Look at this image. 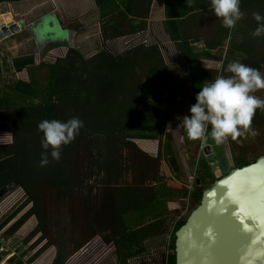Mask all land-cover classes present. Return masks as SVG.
Returning a JSON list of instances; mask_svg holds the SVG:
<instances>
[{
  "label": "crops",
  "instance_id": "1",
  "mask_svg": "<svg viewBox=\"0 0 264 264\" xmlns=\"http://www.w3.org/2000/svg\"><path fill=\"white\" fill-rule=\"evenodd\" d=\"M29 1L33 3V7L36 6L39 8L38 4H41V8L42 5H45L43 11L39 12V14L36 13V16L38 17L36 19L33 8L27 11L26 16L22 15L21 11L18 12V10H16L21 9L22 5H27ZM53 2L55 4L54 7ZM56 5L58 8L57 10H54ZM188 6H193L194 9L190 12H186ZM168 8L169 10L172 9V11H181V13L177 15L178 17L172 18L167 13ZM247 9L252 11L255 10L254 5L246 7L245 11ZM240 10L244 13V10ZM184 13L186 14L184 15ZM3 15L8 16L9 19L6 21L3 20L0 25L14 22V24L18 23L20 28L14 33H11L8 37H4V39L0 40V101L6 102L5 104H0V134L3 135L2 141L4 142V144H0V191L4 188L10 187L9 190L6 191L7 194H23V196L26 197L25 185L17 181V171L22 165L19 161L22 152L27 153L25 156L26 172L31 169L33 163L31 135H33V133L38 135V133L35 132L38 131L35 130L38 122L34 114L31 116V113H24L20 116L18 108L22 107V110H29L37 104L36 98L31 96L28 97L29 90L26 85L31 81L30 72L32 69L43 65V74L37 79V81L39 87L42 88L44 85L49 87V80L44 77L47 78V76L51 75L49 69H51L57 60H66L70 49L77 51L83 60H88L95 56L98 58L99 55H104V53L110 55V53L105 50L109 40L132 34H137L136 36H138L139 33L141 36L146 34V32L153 34L152 26L155 27V25L149 26L150 23H156V25H159L162 35L165 37L162 45H145L146 49L148 46H155L158 48L166 69L169 72V76L167 75L161 83L157 84L162 86L164 95H160L156 92L158 86L156 87V84L145 78L141 66L140 68H137V72L134 70L132 71L131 65L133 63V56H130L131 62H129L130 67L128 68V73L126 68L117 69L114 72L115 74H118L120 79L124 78V87L134 89L132 93H129L130 98L135 96L134 91L136 97H138L143 89H155V96L152 95L147 100V92L144 91L143 96L136 99L134 103H126V108H129V110L136 108L146 109L149 108L148 104L155 103L154 100L156 97H167V99L169 97L171 98L173 105L171 108H168L167 105H163V110L167 112L165 113V117L168 122L169 119H179L181 125L179 130L171 129L172 135L170 132L167 133L166 130L160 139L158 137L154 139H125L128 142L134 143L136 149L139 148L142 150V147L144 146L145 149L142 150L144 153L154 154L155 159L162 160L161 164L166 170V173H164L165 177L172 175L179 177L176 178L177 185L166 184L164 181H157L154 183L155 186L165 184L169 189L179 190L177 193L179 194L178 198H173V200L169 199L165 203L166 214L169 215V212L173 209L178 210V214L174 219L180 217V213L184 211L187 204L188 207L192 205V200L190 198L192 192H190V188L185 185L186 181L183 182L182 179L183 169L186 168V165L189 164L194 167L191 177L189 178V181L191 180L192 182L193 191H196L197 188L200 187V183L201 187L199 189L202 190L211 186V180L204 177L207 166L210 170L209 165L206 164V162L205 164L201 163V157L197 156V152L196 154L191 153L196 147L199 148V145L201 146L202 141L208 138V134L211 131L206 132L205 135L198 140H192L189 138L186 129L182 126V118L190 115V107L196 103L195 97L199 90L202 89L204 85L214 82L217 76H224L223 69H213V71L212 69L205 67L203 64L205 60H209L210 58L213 59V57L214 59L216 58L217 60H220V63L227 62L222 57L225 56V52L223 53L220 47L224 44V41H229L231 39L230 29H227L223 25L221 18H215L216 15L212 9L211 0H13L0 2V17ZM28 16H30V18L33 17L34 20L32 18V20L26 21ZM245 17V20L248 23V15ZM217 21V29L212 32L210 28L212 34L209 36H190V29L195 31L197 29L195 27H198L200 24L211 25L212 22ZM96 22L98 28L90 30L89 26ZM59 26L61 28H59ZM42 27L50 28V31H45L41 29ZM88 35H90L89 40L86 42V36ZM238 36L240 35H236V37ZM214 39L215 41H213ZM186 41L190 42L191 47L189 46L190 48L187 49H191L193 52L194 61L196 60L198 63V69L191 68L188 64L191 61H189L184 54ZM196 41H200L203 44L200 49L194 48L193 45H195ZM167 42L170 44L172 43L171 45L174 46L175 57L173 56L172 49L166 47ZM100 45L102 46V49L96 51ZM145 47L141 48L139 46L138 50L144 52ZM59 48L66 50L65 56L63 55L62 57L61 55L56 54L54 49L57 50ZM218 52L221 53L220 56L214 55ZM234 53L235 51H233V54ZM236 53L239 52L236 51ZM136 55L140 56L139 53H136ZM239 55L241 54L239 53ZM47 57H49L48 60ZM114 57L118 58L116 56ZM120 57L125 58L126 56L121 55ZM176 58L182 61L181 64L185 72L179 70L177 67L175 69L174 66L169 65L170 59ZM95 60L97 61V59ZM99 62L92 63V68L93 70L97 69V71L101 72L100 76H103L107 73V69L103 66L99 68ZM227 65L224 67L225 69H227ZM67 66L68 63L65 64V62H63L61 71L58 74L66 75L68 73ZM7 75L14 76L9 78L10 76ZM109 75L106 77L107 79H110ZM136 75H140L142 80H138ZM183 75L188 80V87L190 88L191 93L186 108H184V102L187 97H185L181 80ZM19 83L23 85L22 91L16 90ZM175 106L176 112L179 113L176 118H173L172 113L175 111ZM40 134L42 133L39 132V135ZM39 135L38 137L40 138L41 136ZM119 136H125V133L121 132ZM24 138L27 140L25 143L26 145L24 150L21 153H18V151H21V148H23L21 143ZM165 138L167 142L164 141ZM172 139L181 140L182 149H177L179 150L178 153H176L175 148L169 144V141H172ZM5 150H8V153L5 154L6 156L1 155ZM190 155H194L195 158L193 161L190 159ZM188 185L190 186V183H188ZM4 193L0 199L4 197ZM170 200L177 202L169 203L168 201ZM8 229L9 225L7 224L2 228V233L5 237L12 238L10 252L14 254L15 259L17 255V244L19 243L20 247H23L28 246L29 243L23 244L20 241V238L17 237L16 231L12 230L13 232H8ZM152 238L158 239L156 236ZM141 244L145 248L143 249L140 245L138 247L132 246L129 251L131 254L130 256L132 257H128L127 260L139 257L141 261L143 256L152 253L156 254L158 252H152L150 249L153 246L146 243V240H143ZM112 246L115 248L113 244ZM96 248L97 242H92L90 246L88 245V249L96 250ZM114 257H116L115 250ZM86 258L93 259L91 255L86 256ZM149 258L156 264H159L155 259H152L151 257ZM73 261L74 259L66 260L64 264H74ZM141 262L144 261L142 260ZM120 264L123 263L120 262Z\"/></svg>",
  "mask_w": 264,
  "mask_h": 264
},
{
  "label": "trees",
  "instance_id": "2",
  "mask_svg": "<svg viewBox=\"0 0 264 264\" xmlns=\"http://www.w3.org/2000/svg\"><path fill=\"white\" fill-rule=\"evenodd\" d=\"M2 1L13 0H0V2ZM252 5L253 0L249 2L242 0L240 2V9L245 11L246 7ZM193 9V6H188L186 12H190ZM167 13L173 18L178 17L177 15L181 11H172V9L169 10L168 8ZM229 31L231 32V30ZM239 31L236 28L235 32L234 28L232 33L233 35L234 33L237 35L240 33ZM185 43L186 49L184 54L191 61L188 64L191 68L198 69V63L196 60L194 61L193 52L191 49H187L191 47L190 42L186 41ZM137 50L132 52L128 51L126 53L128 56L125 58H115L112 54L109 55L102 52L104 55H99L98 58L95 56L91 59L83 60L77 51L70 49L66 60H57L51 69H49L51 75L47 76V78L44 77L49 80V87L43 86L42 84L43 87L41 88L37 81L43 74V65L32 69L30 72L31 81L26 85L29 90L28 97L36 98L37 104L29 110H22V107L18 108L20 116L24 113H31V116L34 114L38 124L43 120L67 122L72 118H78L83 122V127L79 130V133L72 142V149L74 148L73 153H81L93 158V161L90 163V168L93 170L97 186L102 185L104 182L107 185L115 186L114 193L103 202L104 212L99 214L98 217L97 215L93 217L90 214L87 218H91L92 222L99 226L93 231V234L96 233V235L102 236L106 241H114L116 246L115 254L123 264H127V258L132 257L129 253L132 246H142L141 243L143 240L164 235L168 231L170 222H167L168 214L165 213V203L169 199L179 197V194H177L179 190L169 189L165 184H160L152 188L145 187L144 189L133 185L123 187L121 184L122 176L125 172L121 145L124 142L125 144L128 143L126 141L127 138L154 139L158 137L160 139L166 131L167 123L165 117V113L167 112L163 110V105H167L168 108H171L173 105L169 97L168 99L167 97H156L154 100L155 103L148 104L149 108L130 110L126 108V103H134L136 99L143 96L144 91L147 92V100L150 96H155V89L152 88L149 90H141L138 97H136L134 91L135 96L132 98L129 97V93H132L134 89L124 87V78L120 79L114 71L126 68L128 73V68L130 67L129 62H131L130 56H133L132 71L137 72V68L141 66L145 78L149 79L152 83L157 85L167 75L169 76V72L157 47L148 46L147 49L145 47L144 52L139 50L137 52ZM136 53H139L140 56H137ZM255 61L253 58L252 63H255ZM259 61H256L254 65H257ZM63 62L65 64L68 63V73L66 75L58 74L61 71ZM98 62L100 63L99 68L103 66L107 69V73L103 76H100L101 72L97 71V69L93 70L92 68V63ZM108 75L110 79L106 78ZM22 89L23 85L19 83L16 90L22 91ZM21 96L25 97L24 95ZM5 103V101H0V104ZM69 109H72V111L68 112ZM37 126L35 130H37ZM253 126H264V109L256 110L252 121ZM209 131H211V126H209L207 132ZM35 132L39 135V131ZM121 132H124L126 137H120L119 134ZM39 136L41 137L36 141L35 145L41 147L43 133ZM26 142L27 140L25 138L22 139L21 144L23 150ZM48 150L52 151L51 149ZM62 152H60V155ZM6 153H8V150L3 151L1 155L6 156ZM18 153H21V151H18ZM73 153L68 157L69 159H64L60 161L61 163H57L61 167L60 171H50L46 175V183L48 186L56 187L57 195L71 197L76 191L86 188L88 179L84 178L83 181L72 168H68L73 161L71 159ZM26 155L27 153L22 152V158H25ZM133 158L134 161L131 166L133 174L143 172L144 168L141 167L142 160L136 155ZM19 161L22 165L17 171L18 175L16 174L17 181L25 185L26 197L22 199V202L11 216H7L8 218L1 222L0 228L6 224L10 217L13 218V216L17 215L18 212L30 203L33 206L22 217V221L25 222L32 215H36L38 218L40 217V196L29 183L28 174L26 176L25 159H19ZM232 162V169L249 164V162H242L234 156ZM204 177L210 179L212 183L215 181L208 166ZM199 181L201 182L200 179ZM200 187L190 194L192 205L195 203V207L198 205L201 194L205 190L199 189ZM89 189L92 192V188L89 187ZM184 222L185 220L179 219L178 221L174 220L172 224V228L169 231V241L167 243V249L169 248L171 253L166 255L165 264H175V254L172 250L175 242V232ZM17 229L18 222L12 227L14 231ZM12 230L8 232H13ZM37 232L38 228H35L27 239ZM84 244H78L76 249L82 247ZM57 245L52 264H64L71 253L68 254L66 252V245L59 244V242ZM142 247L143 249L145 248L144 246ZM72 250L74 251L75 249L73 248Z\"/></svg>",
  "mask_w": 264,
  "mask_h": 264
},
{
  "label": "rangeland",
  "instance_id": "3",
  "mask_svg": "<svg viewBox=\"0 0 264 264\" xmlns=\"http://www.w3.org/2000/svg\"><path fill=\"white\" fill-rule=\"evenodd\" d=\"M242 1V0H241ZM244 1V0H243ZM249 2L250 0H245ZM199 2V1H198ZM30 4V5H29ZM39 8L36 6L33 7V3L31 1L28 2L27 5H22L21 9H16L21 11V14L26 16L27 11L31 10L33 8L35 19L38 18L36 16V13L39 14V12L43 11L45 8V5L38 4ZM53 2V7H54ZM254 5V11L247 9L244 11V15L241 20L237 21L235 28H238L240 33L237 35H240L236 37V33L233 35V29L231 28L230 32V40L224 41V44L220 47L222 49V52H225V56H222L225 61L228 63L232 62H240L243 63L249 67H252L254 69H257L260 71L262 75H264V35H261L259 37H253L251 33L256 29L258 26V22H256L253 19L252 13L259 12L260 14L264 15V0H253ZM47 8V7H46ZM57 5L54 8V10H57ZM48 9V8H47ZM248 15V23L245 20V16ZM251 15V18H250ZM33 17L30 18L28 16V20H32ZM215 18L218 19L217 16ZM34 20V18H33ZM217 22H212L211 25L209 24H200L195 31L190 29V36L193 35H210L212 34L210 31V28L212 32H214L215 29H217ZM97 22L93 25L89 26L90 30H95L98 28L96 26ZM152 26L153 34H150L149 32H146V34H143L140 36V33L138 36L137 34L132 35H125L120 38H114L113 40H109L106 45V52H109L110 54L120 57L121 55H126L128 51L132 52L134 50H137L140 46L145 47V45H151V44H159L162 45L164 42L165 37L162 35L161 29L159 25H156V23H150L149 26ZM219 25V24H218ZM59 28H61L59 26ZM208 33V34H207ZM89 36H86V42L89 40ZM204 40V39H203ZM209 40V39H208ZM215 41V39L213 40ZM172 44V43H171ZM169 42H167L166 47H170L173 51V56L175 53L174 46L171 45ZM195 49H200L203 44L200 41H196L195 45H193ZM163 48V47H162ZM102 49V46L100 45L96 51H99ZM243 51H242V50ZM56 54H59L63 57L66 54L65 49H54ZM233 51H235V55L233 54ZM238 51L239 53H236ZM220 52L214 55H219ZM172 56V57H173ZM175 57V56H174ZM255 59L256 61L260 60L257 65H254L256 63H252V59ZM49 57H47V60ZM177 59V58H176ZM170 59L169 65L176 67L179 70H183V66L181 64L182 61L179 59ZM44 62V61H43ZM220 63V60L209 59L205 60L203 64L205 67L209 69H223L224 76L227 75V71L224 68L228 63ZM44 69V67H43ZM139 71V70H138ZM214 71V70H213ZM107 72V70H106ZM185 72V71H184ZM229 75H231L229 73ZM11 76L14 75H7ZM136 78L138 80H142V77L140 75H136ZM23 79V78H21ZM182 80V86L183 90L185 92V97H187L186 101L184 102V108L187 107L188 99L190 98V88L188 87V80L183 75L181 77ZM158 86V87H157ZM156 92L160 95H164L163 89L161 85H156ZM253 95H256L258 98L264 100V90H257L256 92L252 93ZM72 109L69 110L71 112ZM176 106L175 111L172 113V117L176 118L178 116L179 112H176ZM181 122L179 119H169V122L166 123V130L167 133L172 132L171 129L179 130L180 129ZM252 129L255 131L256 135H252L251 132L240 136L236 139H232L231 137L227 138L223 142H220L225 149L228 164L230 166V169L233 167V156L240 159L242 162L246 161L251 163L253 159L264 155V126H253ZM172 135V134H171ZM32 137V143H31V150L33 152V163L31 165V169L29 172H26V176L28 174V180L31 184L32 188L37 191V193L40 196V217L36 215L30 216L25 222L22 221V217L29 212V210L32 208L33 204L30 203L26 205L16 216H13V218L8 222L9 229L12 230V227L14 222H18V229L16 231V235L18 238H20V241L25 244L26 242L28 244V248L25 250L28 258H30L32 255H36L37 252H40L32 264H52V261L56 254V247L59 244L66 245V252L70 254L68 257V260L74 259V264L80 263V264H111V254L114 252L115 248H113L112 243L113 240L106 241L102 236L98 237L95 234H93V231L99 227L96 223L92 222L91 218H87L88 215H98L102 214L104 212L103 208V202L105 199L109 198L115 190V186L107 185L106 182H104L102 185H96L95 178L93 175V170L90 168V163L93 161V158L89 155L81 154V153H73L74 148L73 144H69L66 146H62L60 149V152L63 151L60 155L59 160H54L51 157V151L47 150L48 160L49 163L46 166L41 167L40 161L42 153L45 152V150L35 145L36 141L39 140V137L37 134L31 135ZM167 142L166 138L164 140ZM125 143V142H124ZM169 144L175 148L176 153L179 152L177 149H182L181 140H175L172 139V141H169ZM135 144L132 142H128L127 144L121 145V154L123 155V162L125 165V172L122 176L121 184L123 187L126 186H137L139 188H152L155 187L154 183L157 181H164L166 184H176V175L165 177L164 173H166L165 167L161 164L162 160H157L154 158V154H146L142 150L145 149V147H142V150L139 148H135ZM51 149V148H49ZM188 150V149H187ZM23 151V148H21V152ZM133 151V152H132ZM189 151V150H188ZM197 156L201 157V163H205L204 155L201 152V146L199 145V148L196 147L194 151H191V153L196 154ZM72 155L73 161L70 164V167L74 170L76 174L79 175L81 179L84 178L88 179L86 183V188L81 189L80 191H76L74 195L71 197L63 196V195H57L56 187L48 186L46 183V175L50 171H60L61 167L57 165V163H61V160L69 159L68 157ZM136 155L142 160L141 167L144 168V171L139 174H133L131 170V166L133 164L134 158L133 156ZM194 155H190V159L194 160ZM20 159L22 158V155L20 154ZM194 170V167L191 165H186V168L183 169L182 179L183 182L186 181L185 185H187L190 189V192H193L192 185H188L190 183L189 178L191 177L192 171ZM199 172V171H198ZM189 175V176H188ZM77 176V175H74ZM189 181V182H187ZM36 183H38L36 185ZM177 185V184H176ZM182 185V183H181ZM89 187L92 188V192H90ZM173 200V199H172ZM168 201L169 203H175L177 201ZM22 202V200H21ZM18 207L19 204H16ZM195 208L194 205H191L188 207V204L185 206V209L182 213H180V217H176L178 214L177 209H173L169 212L167 222H170L168 231L165 232L164 235L156 236L158 239H145L146 243H149L151 246H153L150 250L158 251L156 254H147L144 258L147 264L149 257L152 259H155L159 264H165V257L167 254L171 253V250L168 248L167 250V243L169 241V231L172 228V224L175 221H178L179 219L186 220L187 216ZM183 214V215H182ZM12 223V225H11ZM38 228V232L32 237H27L31 234L33 229ZM99 230V229H97ZM42 237V240L39 242L38 239ZM25 239V242H24ZM60 240L61 243H60ZM85 241H87V245L89 246L92 244V242H100L99 248L102 247V251L98 249L97 253H93L95 249H81L79 247L76 249V246L78 244H84ZM26 243V244H27ZM33 246L32 249H29V246ZM75 249L74 251L72 249ZM21 249V248H20ZM80 250V252H79ZM111 252V254H110ZM93 257V259H88L86 256ZM72 264V263H71Z\"/></svg>",
  "mask_w": 264,
  "mask_h": 264
},
{
  "label": "water",
  "instance_id": "4",
  "mask_svg": "<svg viewBox=\"0 0 264 264\" xmlns=\"http://www.w3.org/2000/svg\"><path fill=\"white\" fill-rule=\"evenodd\" d=\"M19 26L1 24L0 40ZM201 152L215 181L175 232V264H264V155L230 169L224 146L211 132Z\"/></svg>",
  "mask_w": 264,
  "mask_h": 264
},
{
  "label": "clouds",
  "instance_id": "5",
  "mask_svg": "<svg viewBox=\"0 0 264 264\" xmlns=\"http://www.w3.org/2000/svg\"><path fill=\"white\" fill-rule=\"evenodd\" d=\"M211 5L215 15L222 19V23L226 28H234L237 21L241 20L243 17V13L240 10V0H211ZM252 16L253 19L258 22V26L251 35L253 37L264 35V15L259 12H254ZM226 71L231 75L217 76L214 82L204 85L202 89L199 90L195 97L196 103L190 107V115L182 118V126L186 129L189 138L192 140L202 138L209 126H211L212 137L218 142H223L229 137L236 139L249 132H251L252 135H256L255 131L252 129V121L256 110L264 109V100L252 93L257 90H264V75H262L259 70L240 62L229 63ZM82 127L83 122L78 118H72L67 122L58 120L41 121L37 126V130L43 133L41 147L45 152L42 153L40 166L43 167L49 163L47 155V150L49 148L52 150L50 153L51 157L54 160H59L61 147L71 144ZM190 184L192 185L191 181ZM4 194L5 197L7 192ZM4 197L0 199V201L3 200ZM24 198L25 197L22 196L21 200ZM20 203L21 201L17 204ZM16 208L17 206L6 212L1 210L0 224L4 219L8 218L7 216H11ZM11 219L12 217L9 218L4 226H6ZM4 226L0 228V237L8 240V247L7 251L0 255V262L7 256L8 264H32L40 252L28 258L25 256V250L28 246L20 247L18 243L17 255L14 259V254L10 252L12 238L3 235L2 228ZM34 235H32V237ZM41 240L42 237L38 239L39 242ZM87 243L88 242L81 247L82 250L88 249L89 244L87 245ZM112 244L115 246L114 242ZM32 248L33 246L31 247L30 245L29 249ZM111 256V264H120L117 256L114 257V252ZM144 257L145 256L141 259V261L143 260L144 262H141L140 258L136 257L128 259L126 263L145 264L146 261ZM147 264L156 263L149 258Z\"/></svg>",
  "mask_w": 264,
  "mask_h": 264
},
{
  "label": "built area",
  "instance_id": "6",
  "mask_svg": "<svg viewBox=\"0 0 264 264\" xmlns=\"http://www.w3.org/2000/svg\"><path fill=\"white\" fill-rule=\"evenodd\" d=\"M0 144H4V142L2 141V135H0ZM22 196L23 194L21 195H14L9 193L6 194L4 199L0 201V211L4 210V212H6L7 210L13 208L14 203L17 204L18 202H20ZM7 247H8V240L6 238L0 237V255L4 254L7 251ZM7 261L8 260L6 256L4 257V260L0 262V264H8Z\"/></svg>",
  "mask_w": 264,
  "mask_h": 264
},
{
  "label": "flooded vegetation",
  "instance_id": "7",
  "mask_svg": "<svg viewBox=\"0 0 264 264\" xmlns=\"http://www.w3.org/2000/svg\"><path fill=\"white\" fill-rule=\"evenodd\" d=\"M227 75L229 76V73H227ZM0 192H1V191H0ZM15 206H16V203H14L13 208H14ZM18 213H19V212H18ZM33 230H34V229H33ZM32 232H33V231H32ZM97 236H98V235H97ZM98 237H100V236H98ZM99 244H100V242L97 243V248H96V250H95L94 253H97L98 249L102 251V247L99 248Z\"/></svg>",
  "mask_w": 264,
  "mask_h": 264
},
{
  "label": "bare ground",
  "instance_id": "8",
  "mask_svg": "<svg viewBox=\"0 0 264 264\" xmlns=\"http://www.w3.org/2000/svg\"><path fill=\"white\" fill-rule=\"evenodd\" d=\"M9 19V17L8 16H6V15H3V16H1L0 17V23L4 20V21H6V20H8ZM6 24V23H5ZM20 28V27H19Z\"/></svg>",
  "mask_w": 264,
  "mask_h": 264
}]
</instances>
